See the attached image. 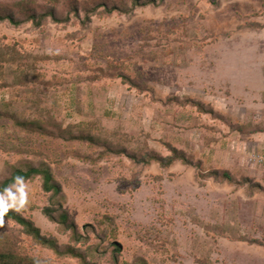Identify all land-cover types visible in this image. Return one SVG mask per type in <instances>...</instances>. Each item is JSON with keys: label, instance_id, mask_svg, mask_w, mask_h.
<instances>
[{"label": "rangeland", "instance_id": "1", "mask_svg": "<svg viewBox=\"0 0 264 264\" xmlns=\"http://www.w3.org/2000/svg\"><path fill=\"white\" fill-rule=\"evenodd\" d=\"M67 1L59 12H67ZM29 2L39 9L45 4ZM80 2V16L71 13L68 22H0V45L40 60L57 123L68 127L99 116L163 156L171 154L170 143L201 167L142 166L126 155L93 162L87 156L100 148L22 133L12 119H0V179L14 166L46 159L86 241L74 242L46 216L51 198L40 177L16 182L0 195V207L19 211L62 249L78 247L95 264H264V245L248 241L264 243V190L200 176L226 169L264 187V0H156L129 14H92L87 25L84 4L95 0ZM79 96L86 115L77 109ZM31 97L25 85L0 78L1 104L27 110ZM169 98L198 100L218 114ZM3 221L13 229L0 237V252L24 258L20 264H84Z\"/></svg>", "mask_w": 264, "mask_h": 264}, {"label": "trees", "instance_id": "2", "mask_svg": "<svg viewBox=\"0 0 264 264\" xmlns=\"http://www.w3.org/2000/svg\"><path fill=\"white\" fill-rule=\"evenodd\" d=\"M60 1L45 0V4L40 9L32 5L29 0H20L17 5L0 4V22L9 21L13 25L20 26L27 21H33L35 25L40 26L48 18H51L55 22H68L71 19V13L77 15V17L80 16V0H68L66 5L67 12L65 14L58 10ZM155 3L156 0H95V4L91 6L89 5L90 3L85 2L84 7L86 9L87 22L84 25L88 24L91 15L95 13L103 16L111 15L115 12L129 14L139 6ZM21 62H25L24 65L23 63L19 64ZM15 64L18 66L14 67ZM39 65L40 60L35 55H23L13 46L0 45V78H4L5 83L9 85L23 84L32 92V97L29 99V104L26 108L27 110L10 108V104H1L0 102V119H12L14 127L18 128L22 133H39L65 140H78L89 147L100 148L99 151H96V156L92 154L87 156L93 162H98L103 157L109 155H126L136 164L142 166L157 162L162 167H169L175 162L181 161L185 164L196 165L198 168L201 167L202 162L195 161L186 151L168 143L171 154L163 156L159 152L150 149L141 136L135 137L124 130V132H121V130L110 128L99 116L88 115L87 121L69 125L68 127L57 123L51 114L49 106L51 90L48 87H44V83L40 81L41 73L39 72ZM120 76L126 83L139 87L142 86L125 73H120ZM86 80L93 83L95 78H86ZM70 84L65 86H69ZM81 92L79 95L82 94ZM80 98L81 96L77 100V109L83 115H86L84 111L85 104L80 101ZM169 102H177L179 105L189 102L195 104L200 113L218 114L213 107H209L198 100L181 101L180 98H169ZM200 176L203 178L214 177L217 180L227 181L237 186L248 185L251 190H255L254 188L264 190V187L260 183L252 181L249 177L238 179L231 171L226 169H214L207 173L200 172ZM36 177L41 178L43 190L50 194L51 205L44 209L46 216L53 222L58 223L63 232L69 231L74 242L86 241V235L80 232L78 224L70 217L60 200L63 194L62 185L55 178L52 166L46 159H39L37 161L32 159L29 163L25 162L20 166H14L10 175L0 179V195L10 190L16 182L31 181ZM3 220L14 221L36 243L47 246L60 255L69 254L81 258L84 264H95L87 260L78 247L71 246L62 249L57 239L42 234L41 228L37 227L31 219L13 208L0 207V237L4 234L9 235L7 231H12L13 229L8 222H4ZM88 227V224L84 225L85 230ZM240 239L246 240L243 237ZM248 241L264 245L262 241ZM112 245L116 253L120 252L118 243H112ZM116 257L117 255H115ZM24 261V258H22V261L21 259L17 260V257L13 256L10 252H0V264H20ZM24 264L27 263L25 262Z\"/></svg>", "mask_w": 264, "mask_h": 264}]
</instances>
